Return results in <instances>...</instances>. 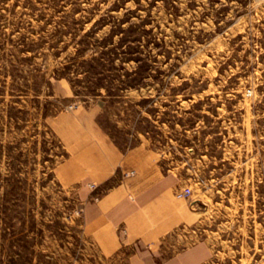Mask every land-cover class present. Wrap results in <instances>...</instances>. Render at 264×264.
I'll use <instances>...</instances> for the list:
<instances>
[{
    "label": "rangeland",
    "instance_id": "rangeland-1",
    "mask_svg": "<svg viewBox=\"0 0 264 264\" xmlns=\"http://www.w3.org/2000/svg\"><path fill=\"white\" fill-rule=\"evenodd\" d=\"M102 128L171 176L166 247L264 264V0H0V264H102L65 173Z\"/></svg>",
    "mask_w": 264,
    "mask_h": 264
},
{
    "label": "crops",
    "instance_id": "crops-1",
    "mask_svg": "<svg viewBox=\"0 0 264 264\" xmlns=\"http://www.w3.org/2000/svg\"><path fill=\"white\" fill-rule=\"evenodd\" d=\"M67 118H62L65 122ZM96 131V132H95ZM93 131L74 161L66 163L68 176H86L102 185L97 201L83 205V230L102 264H199L207 253L203 244L177 249L164 238L186 226L187 208L174 198L171 176L162 171L142 146L122 151L102 128ZM69 136V135H68ZM80 150V149H79ZM123 172L135 170L110 183ZM128 174V173H127ZM88 191L86 192V195ZM172 246L173 249H172Z\"/></svg>",
    "mask_w": 264,
    "mask_h": 264
},
{
    "label": "built area",
    "instance_id": "built-area-1",
    "mask_svg": "<svg viewBox=\"0 0 264 264\" xmlns=\"http://www.w3.org/2000/svg\"><path fill=\"white\" fill-rule=\"evenodd\" d=\"M189 194H190V190H184L182 192H178L176 196L178 198H184V197L189 196Z\"/></svg>",
    "mask_w": 264,
    "mask_h": 264
}]
</instances>
